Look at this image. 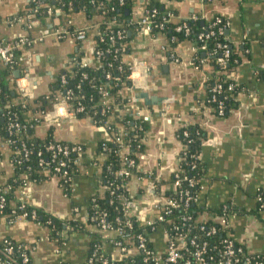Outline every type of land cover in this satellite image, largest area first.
I'll return each mask as SVG.
<instances>
[{"label": "crops", "instance_id": "obj_1", "mask_svg": "<svg viewBox=\"0 0 264 264\" xmlns=\"http://www.w3.org/2000/svg\"><path fill=\"white\" fill-rule=\"evenodd\" d=\"M146 1L172 10L175 21L188 20L191 15L198 16L201 25L214 17L227 19L230 25L225 33L240 56V63L232 72L240 89L235 97L237 106L225 116H216L203 101L212 67L206 61L197 68L191 64L195 48L191 39L172 42L165 33L137 36L129 32L125 60L147 64L150 87L143 92L154 99V103L148 104L139 97L141 91L129 87L120 92L135 102L146 122L143 151L135 169L167 180L181 152L178 129L199 128L203 132L198 155L203 179L195 201L203 210L196 220H214L217 210L225 204L232 205L238 212L229 215L226 235L242 243L249 253L260 255L264 264V209L257 214L255 211L257 190L264 191V0H134V3L141 6ZM24 5V0H0V38H12L22 32L20 25L10 19L23 11ZM90 45V41L78 44L46 40L32 49L17 51L15 71L26 67L36 79L35 92L40 96L75 55L84 53L90 58ZM169 54L178 61H171ZM10 84L16 90L12 81ZM48 130L41 123L35 127L34 135L45 138ZM106 135L104 127L90 117L60 120L52 127V136L83 147L81 166L71 180V192L67 195L52 176L15 190L16 197L28 200L38 211L62 222L75 219L84 226L83 232L64 227L62 242L57 244L46 237L44 227L24 222L7 228L0 222L2 234L35 247L30 253L31 264H83L95 237L91 225L86 223V208L93 195L104 193L97 149ZM9 158L8 147L0 137V180L12 174ZM151 184L150 178L136 173L125 183L131 211L139 221L158 215L157 197ZM75 207L77 212L73 211ZM150 238L157 249L164 248L161 229Z\"/></svg>", "mask_w": 264, "mask_h": 264}, {"label": "built area", "instance_id": "obj_2", "mask_svg": "<svg viewBox=\"0 0 264 264\" xmlns=\"http://www.w3.org/2000/svg\"><path fill=\"white\" fill-rule=\"evenodd\" d=\"M31 2L35 3L36 7L44 5L41 0H24L25 4ZM54 2L57 3V6L49 5L43 12H37L39 8H36L25 15L20 16L16 13L15 16L11 17L10 20L20 25L22 32L12 38H0L1 67L11 69L16 66V54L19 50L32 49L36 45L44 44L46 40H69L78 44H84L89 41L91 43L90 58L83 53V56L79 59L81 66L86 67L92 63H97L104 54L110 53L114 59H120L116 66V71L121 72L123 63H126L125 55L122 54L124 48L123 40L126 34L133 31L134 35L137 36H154L164 34L167 25H171L174 33H182L186 37L190 33L187 21L199 20L198 16L191 15L188 20L175 21V15L172 10L148 6V1L141 6L134 3L127 13L120 14L118 11L125 5V0H114L112 2L108 0H89V5L96 9L92 15L84 14L85 11L81 8L78 10L74 9L73 0H69L67 3H64L63 0H53ZM62 7H66V13L63 12ZM41 13L44 16L39 20L36 16L41 15ZM55 20L59 21L54 25ZM219 24L221 25L217 27L216 31L222 33L228 29L230 22L227 19L222 20L220 17H214L208 28H201L196 34V40L200 42V45L194 48V53L197 49L205 50V41L213 36L214 31L212 29ZM169 40L173 41L174 38ZM217 48L220 53L216 58V63L224 68L227 66L229 49L227 45L220 43L217 44ZM119 54L120 56H118ZM168 57L171 61H178L173 54H169ZM204 62L200 60L199 65ZM191 64L195 68L199 66L193 63V58ZM108 65L111 66V64ZM67 67L70 68L71 63ZM18 71L20 73L19 77L15 78L12 75L11 81L14 83L19 95L17 101L24 105L27 102H33L38 97L35 92L37 84L35 77L27 71L26 67ZM224 76V79L219 82L216 81L207 90V94L210 96L208 101L216 104L214 112L216 116H223V101L217 100L216 97L220 94L225 95L223 92L231 91L235 87L233 73H225ZM117 77H113L110 73L105 74L107 79L112 78L115 80ZM125 79L128 81L127 87L135 91L143 92L148 90L150 84L147 64L144 61L128 62V73ZM59 83L61 87L66 85L64 75L60 76ZM223 84H225L224 88ZM101 89L100 114L105 115L112 109H117V105L112 104L107 91L104 88ZM40 96L47 100L51 97L49 100L51 104L46 109L41 110L38 107L40 102L34 103V107L37 106L38 108L31 114V118L37 125L43 123L46 127L52 128L60 120L77 117V114L84 111V105L81 102L83 96H75L71 89H66L63 92L56 89L51 92L48 88L46 93ZM231 96L232 94H230ZM225 98L226 95L222 97L223 100ZM125 106L133 109L136 117H140V110L131 98H127ZM8 108V101L0 103V113H3L1 115L7 120L4 131L7 135H11L21 129H25L26 125L19 121L14 112L7 111ZM109 119L110 117L107 115L106 121ZM123 128L124 126L118 125L111 132H107L106 127H104L107 135L103 142L116 144L120 167L116 170L115 175L128 179L132 175L128 169L137 168V163H135L134 159H126L128 145L123 143V137L125 136ZM182 135L187 137L188 134L184 130ZM8 142L5 141L7 147L9 146ZM142 146L143 139H139L136 149L139 151ZM20 147L23 148L24 145L21 144ZM185 147L186 145L184 144L181 146L182 153H184ZM43 149L47 155L44 157L40 151L37 152L38 167L45 174H48L49 177H55L58 183L60 181L70 183L69 190L71 192V180L81 166L80 160L83 147L77 143H64L51 137L45 143ZM102 150H106L104 143L102 144ZM139 154L138 152L137 157H139ZM26 157L27 154L24 152L23 154L21 153V157L18 160L9 158L11 170L13 171L14 163H20ZM179 164L180 158H178L175 167L170 172L173 181L169 186L173 192L179 189L177 199L162 197L154 192L156 191V183L161 179L159 175L155 174L156 183L151 181V188L157 197L156 208L158 215L154 219L139 221L131 211L130 197L126 188L124 187L121 190L122 193H115L117 186L109 184L108 193L119 202L122 216L118 215L108 220L105 211H100L95 215H87L91 231L95 237L83 264H94L95 260L99 262L98 264H119L117 260L129 255H139L137 260H133V262L138 261L137 264H262L260 255L249 253L242 243H237L229 237L223 239L221 247L217 249V259H215L209 253L206 238L216 234L218 229L212 224L199 223L198 234L188 235L185 231V228H188L187 221L191 219L188 215H183L181 217L182 225L172 226V231L168 232L162 228V223H169L167 216L174 207L178 206L177 200L182 202V207L185 209L191 202H196V196L191 195L188 189L180 190L182 182H185L191 188L195 185V181L184 174ZM194 167L192 164L190 169H194ZM106 168L108 169L109 166ZM8 178L6 176L0 180V222L7 228L24 222L33 223L47 229L46 237L49 239L47 222L41 221L40 218L38 219V209L28 200L16 197L15 191L11 194V185L7 183ZM19 178L20 184L16 187L17 190L33 183L24 175L19 176ZM199 189H201V185ZM123 190L126 191V194L123 193ZM9 195L11 196L9 197ZM255 199L258 210L264 209V191L258 189ZM73 211L77 212L78 208H73ZM229 215L230 213L223 212L221 215L215 216L214 221L220 228L226 229L228 228ZM133 218H136L142 228L140 233L134 234L131 232ZM147 228H149L148 231ZM158 229L162 230L165 237L162 250L157 249L150 238ZM199 238L203 239L199 241ZM34 250V246L2 234L0 228V264H31L30 253ZM56 252L59 253L58 250Z\"/></svg>", "mask_w": 264, "mask_h": 264}, {"label": "trees", "instance_id": "obj_3", "mask_svg": "<svg viewBox=\"0 0 264 264\" xmlns=\"http://www.w3.org/2000/svg\"><path fill=\"white\" fill-rule=\"evenodd\" d=\"M43 1L42 6L36 7L35 3H26L24 5L23 11L19 12L20 16L25 15L26 13L32 11L33 9H37V12H43L49 5L57 6V3H53V0H41ZM69 0H63L64 3H67ZM110 2L114 0H108ZM73 8L75 9H83L85 11L84 14L92 15L96 9L89 5V0H73ZM134 4V0H125V5L123 8L119 9L120 14H124L125 8L128 10L132 8ZM148 6H156L158 7L157 3L151 1ZM63 12L66 13V7H62ZM174 13V12H173ZM44 16L43 13L41 15H37L36 17L40 20ZM213 19V18H212ZM212 19L207 21L205 24L201 25L199 21H187L188 26L190 28V33L188 36L184 37L182 33H174L171 29V25H167V29L165 30V34L170 38H174L172 42L175 40H181L183 38L191 39L194 42L195 48L200 45V42L196 40V34L201 30V28H208V25L212 22ZM222 20H226L220 17ZM216 25L213 27L214 34L209 39L205 41V50L197 49L193 54V63L199 65L200 60L208 62L211 67V78L207 81V88L209 89L216 81L219 82L224 79L225 73L234 72L237 65L240 63V56L238 55L239 51L232 47L231 42L228 40L226 33L223 31L222 33H218L216 31L217 27L220 26ZM130 33L133 34V31ZM130 41V35L126 34L125 39L123 40L124 48L122 50V54L126 55L128 51V45ZM225 44L229 49V56L227 59V66L222 68L217 65L216 58L218 57L220 50L217 48V44ZM203 54V55H202ZM83 56V53H78L75 55L71 62L70 68H63L59 74L52 80L49 85V90L53 92L54 90L58 89L60 92H63L66 89H71L75 96L82 95L83 98L81 99L82 104L84 105V111L82 113L77 114L78 118H84L90 116L93 122L97 125H102L106 127L107 132H111L115 129L116 126L122 125L124 126L125 136L123 137V143L128 145L127 157L126 159H134L135 163L138 164V152L141 153L143 150L141 147L138 151L136 149V145L138 144L139 139L145 138L146 134V122L141 117H136L135 112L133 109L128 108L125 106L127 102V98L120 95L121 90L124 87L128 86V81L125 79L128 73V61L123 63L122 71H116V66L119 63V58L114 59L113 56L109 54H104L102 58L97 63H92L86 67H83L79 64V59ZM120 56V54L118 55ZM247 56V55H246ZM236 60V61H234ZM108 64H111L109 66ZM16 66L12 67L11 69L2 68L0 70V103H5L6 101L9 102V108L7 111L11 113L14 112L16 117L19 121L26 125L25 129H21L18 132H15L11 135H7L5 130L7 120L1 115L0 113V137L5 141L8 142V151L10 159H20L21 153L23 154L26 152L27 157L25 160L21 161L20 163L13 164V171L12 175L7 179V183L11 185V194L16 190V187L20 184L19 176L24 175L27 179L33 181L34 183H41L49 178L48 174H45L44 171L40 170L37 164V152L40 151L42 156L46 157L47 153L44 151L43 147L45 143L51 139L52 136V128H49L47 135L45 138H40L34 135V129L37 123L31 118V114L39 107V109L44 110L50 106L51 99H44L41 96H38L33 102H27L24 105H21L17 100L19 99V95L16 90L10 84L12 79V75ZM110 73L113 77H117V79H107L105 78V74ZM64 75L66 80V85L61 87L59 81L60 76ZM226 83H228L226 81ZM234 89L231 91L223 92L226 95L225 100L222 99L225 95H218L216 98L217 100L223 101V116H225L230 110L234 109L237 106V101L235 100L236 94L240 89V85L236 82ZM223 88L225 84L222 85ZM101 88H104L108 95L110 96V101L112 104L117 105V109H112L105 115L100 114V99H101ZM230 94L232 96L230 97ZM209 94L206 93L204 97V104L209 106L213 112L216 110V104L208 101ZM40 102V106L34 107V103ZM6 111V110H5ZM109 116L110 119L106 121V116ZM187 132V137L182 135L183 131ZM177 137L181 141V144L186 145L184 149V153L180 152V168L184 171V174L190 176L194 181L195 185L191 188L187 186L185 182H182L180 186L181 189H188L191 195L196 196L198 191L200 190V185L202 184V164L198 158V155L201 150V143L203 138V132L197 127H183L178 129ZM105 144L106 150H102V144ZM23 144L24 147H20ZM21 153H19L20 151ZM98 160L101 162V183L104 187V193L100 195H93L89 199V203L87 205V215H95L100 211H105L107 214V219L111 220L115 216H122V210L119 205V202L115 199L114 196L109 195V184L112 186H117V190L115 193L121 192L122 189L125 187V183L127 181L126 178H121L116 176V170L120 167V159L117 154V146L113 142H100L97 149ZM102 158V159H101ZM194 165V169H190L191 165ZM109 166L107 169L106 167ZM131 174L136 173L139 176H145L150 178L152 182H155V173H140L137 172L135 167L128 169ZM173 178L170 176L167 180L160 179L156 183V194L162 197H170L177 199L178 197V190L173 192L172 189L169 187L172 183ZM61 189L69 195L70 187L68 182L63 183L60 181L58 183ZM168 185V186H167ZM163 186L165 188H163ZM123 193L126 194V191L123 190ZM11 195H9L10 197ZM178 206L174 207L171 213L167 216L169 223H162V228L167 230L168 232L172 231V226H180L182 225L181 217L183 215H188L191 217L188 220V228H185L186 233L188 235H194L198 231L199 223H204L205 225H214L218 231L216 234L206 238L208 242L209 253L217 259V249L221 247L222 241L224 238L228 237L227 232L229 231L228 228L222 229L220 226L214 221H206V222H199L196 220V216L203 210L201 207L196 205V202H191L189 206L185 209L182 207V202L177 200ZM256 214L258 213V208ZM38 212V219L40 218L41 221L47 222V227L49 228V239L51 241H55L59 244L61 241V232L64 231L65 225L66 227L73 229V231L83 232L84 226L80 224L75 219H70L67 222L60 221L52 216L42 213L41 211ZM223 212L227 213H237L236 209L230 205L225 204L223 205L217 212L215 213L216 216L221 215ZM87 224L89 221L87 219ZM142 228L140 227L139 222L136 218H133V226L131 232L136 234L140 233ZM149 228H147V231ZM198 234V233H197ZM227 234V235H226ZM203 238H199L198 240L201 241ZM236 243V242H235ZM92 245V244H91ZM139 255H129L125 258L117 260L119 264H137L138 261L133 262V260H137ZM97 260L94 261V264H98ZM62 264H66L62 262Z\"/></svg>", "mask_w": 264, "mask_h": 264}, {"label": "water", "instance_id": "obj_4", "mask_svg": "<svg viewBox=\"0 0 264 264\" xmlns=\"http://www.w3.org/2000/svg\"><path fill=\"white\" fill-rule=\"evenodd\" d=\"M124 12L127 13L128 10L126 9ZM19 75H20L19 71H15V72H14V77H15V78L19 77ZM139 97H140L141 99H144V101H145L146 103H148V104H149V103H154V99H153V97H148V95L146 94V92H145V93H144V92H140ZM63 232L65 233L66 231L64 230Z\"/></svg>", "mask_w": 264, "mask_h": 264}]
</instances>
